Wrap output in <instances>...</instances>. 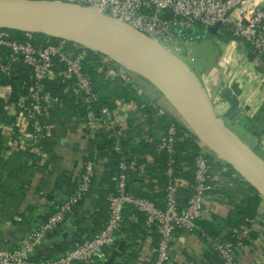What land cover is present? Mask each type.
Instances as JSON below:
<instances>
[{"label":"built area","instance_id":"1","mask_svg":"<svg viewBox=\"0 0 264 264\" xmlns=\"http://www.w3.org/2000/svg\"><path fill=\"white\" fill-rule=\"evenodd\" d=\"M50 1L91 7L100 14L117 19L139 30L177 56L183 52L184 44L191 41L192 34L199 28L208 32L211 28L220 25L219 32L225 30L227 37L220 67L224 68L226 63H231L233 55L241 51L240 54L244 60L255 66L251 77L252 82L259 87L264 86V0ZM27 36L30 38V35ZM249 52L255 55L253 61L248 58ZM87 56V49L76 44L72 45L71 51L65 41L59 43L47 41L44 45L36 46L30 40L16 39L11 31L0 30V98L2 89L6 85L11 87L13 79L29 75L28 80L22 81L21 86L26 93L21 98L28 103L29 120L36 124L41 123V119L47 116L48 108L59 103L58 99L51 98L46 84L61 78L63 82L68 83L64 94L72 97L75 106L87 113L83 119L89 130L88 138L94 140L96 135L102 131L109 133L114 138L113 151L118 156V172L113 177L114 190L108 197L109 218L102 231L82 243L75 244L55 258L36 260L32 256L45 235L67 221L91 190L96 176L97 162L87 160L83 162V170L74 192L33 234L25 247L0 252V264H96L104 262L108 258L107 250L116 244L118 235L124 229L125 210L128 207H133L145 214L146 231L150 236L158 237L157 246L153 251L156 260L152 264H170L172 249L179 232L199 233L208 247L217 253L223 264H241L239 252L247 247L245 242L251 237L253 220H248L246 225L233 229L230 241L214 237L198 226L203 219L205 205L213 196L214 182L219 180L214 175L212 161L208 157L212 155L214 160H217V157L200 144L201 152L195 159L194 184L189 185L177 178L175 175L177 165L175 146L178 141V129L175 123L169 127L157 147L158 153L165 152L168 155L165 171L168 182L163 204L157 200L139 198L129 193V166L121 147L122 132L119 119L116 110L101 105V94L94 89L90 77L84 70V61ZM103 60L110 68V76H120L126 82L132 83L138 94L148 96L147 91L142 90L143 81L111 60L105 57ZM213 80L215 82L212 86L204 82L203 85L214 96L212 103L217 116L224 117L229 104L222 98V94L235 82L228 81L223 76L221 80L218 78ZM148 97L152 100V97ZM241 100L250 108L247 116L251 118L253 116L251 104L242 97ZM155 105L159 108L160 115L168 112L186 128L185 137H193L191 130L166 102L161 101L159 106L156 103ZM129 106L136 108L135 103H130ZM230 128L236 130L239 127L236 125ZM40 137L41 135L36 134L34 139L40 140ZM259 150H261L260 146ZM260 156L264 158L262 154ZM185 187L191 188L193 194L187 206L182 209L179 198L181 189ZM262 204L264 211V199L259 207Z\"/></svg>","mask_w":264,"mask_h":264},{"label":"crops","instance_id":"2","mask_svg":"<svg viewBox=\"0 0 264 264\" xmlns=\"http://www.w3.org/2000/svg\"><path fill=\"white\" fill-rule=\"evenodd\" d=\"M194 33L191 41L185 43L183 48L185 57L195 63L192 70L195 73L199 71L202 77H198L202 82L209 83V86L215 82L213 79L221 80L222 76L228 81L240 83L243 91L242 99L251 104L253 115L256 117L264 107V86L259 87L252 82L251 77L255 66L244 60L240 51L233 55L231 63H226L224 68L220 67L227 37L218 38L217 43H214L217 46V53L211 56V61L208 56L205 59L204 57L200 60L196 59L194 54L201 48L197 45L193 46V44L199 43V39L204 37L200 36L204 35V31L198 30L195 36ZM209 37L217 38V35L209 34ZM224 60L226 61V59ZM108 75L110 76L109 73ZM22 76H24L22 81L30 78L29 75ZM142 90L147 91L146 93L152 97L151 101L154 104L159 106V103L163 101L149 84L143 83ZM25 93L21 85L17 89L6 85L1 91L0 252L25 247L33 234L74 192L77 180L83 170V162L87 160L97 162L96 176L89 194L75 208L74 214L67 221L45 235L41 244L35 248V252L32 254L36 260L40 258L52 259L63 254L75 244L96 236L103 230L109 218L108 197L114 189L113 177L109 178L111 169L106 163L117 168L114 175L118 172V164L117 158L111 156L102 158L99 151L91 150V141L93 140L88 138L89 130L84 119L77 114L67 118L63 117L61 120L63 126L59 129L58 136L52 133L57 125L53 122H51L53 125L49 124L50 110L55 106L62 107L60 101L48 108L47 116L41 119V123L31 122L27 113L28 103L21 98ZM130 103L134 102L116 100L115 103L114 109L119 119L122 135L127 132V123L136 113V108H131ZM158 115H160L159 110ZM136 117L137 123L141 124L144 120L143 116L137 112ZM147 122L146 120L141 124L144 129L143 138L148 132ZM260 126L262 132L255 131L258 136L255 140L260 146V154L264 156V121ZM36 134L41 135L40 140L34 139ZM49 137L52 140L57 139V145L52 153L41 146L42 142ZM141 138L136 139L135 143ZM196 143L200 145L197 140ZM146 157L147 164L153 165L155 154H148ZM107 160L112 161L108 162ZM215 161H218L222 172L228 171V165L219 158ZM134 167L133 163L131 168ZM140 168L139 176L143 183L138 182L135 187L141 192H148L149 182L152 181L156 184L157 179L154 178V174H149L145 170V166ZM214 175L220 181L219 174L214 173ZM234 179L237 187L248 188L249 185L246 182L248 186L240 182L241 177L240 181L237 176H234ZM159 186H155V190L149 191L148 194L161 203L165 187ZM232 201L233 199L229 200L222 195L213 194L205 205L202 221L213 222L215 219L226 218L233 209ZM262 207L263 204L258 208L256 218L251 219L253 220L251 237L246 241L247 247L239 252L241 264H264V211ZM127 218L128 224L118 235L116 244L107 250V260L96 264H152L155 262L156 255L153 251L157 246L158 237L150 236L147 231H145L146 234H141L136 225L138 219L128 216V212ZM227 233L228 231H225L222 238ZM177 238L172 249L170 264H208L205 256L210 248L199 233L179 232Z\"/></svg>","mask_w":264,"mask_h":264},{"label":"water","instance_id":"3","mask_svg":"<svg viewBox=\"0 0 264 264\" xmlns=\"http://www.w3.org/2000/svg\"><path fill=\"white\" fill-rule=\"evenodd\" d=\"M219 28L208 32L216 36ZM0 30L42 34L76 44L123 67L149 84L187 125L193 138L264 199V158L258 152L259 144L227 124L234 119L245 130L252 124L246 118L250 108L241 102L243 91L238 83L222 94L229 108L224 117L217 116L213 94L185 60L139 30L91 7L50 0H0ZM248 58L253 61L255 55L249 52Z\"/></svg>","mask_w":264,"mask_h":264},{"label":"trees","instance_id":"4","mask_svg":"<svg viewBox=\"0 0 264 264\" xmlns=\"http://www.w3.org/2000/svg\"><path fill=\"white\" fill-rule=\"evenodd\" d=\"M11 32L14 34L16 39L20 41L30 40L36 46L44 45L47 41H51L52 43L60 42V40L49 38L42 34L30 35V38H28L27 34L13 31ZM66 44L71 51L73 44L67 42ZM87 51L88 56L84 61V70L90 77L94 89L101 94V105L107 106L111 110H115L116 100H124L127 102L132 101L136 104V113L132 115L127 123L126 128L128 130L120 137L123 155L125 156L127 165L129 166V193L139 198L156 200L151 194H148V192L154 191L155 186L158 185H160L159 187L162 186V188H166L168 179L165 176V171L168 164V155L165 152L158 153L157 147L173 123L177 125L178 129V141L175 146V160L177 162L175 175L177 178L187 181L189 185H193L196 170L195 159L201 152V146L196 143V140L193 137L184 136V133L187 131L186 128L171 114L164 112L163 115H158V107L156 105L154 106V103L148 96L138 94L137 89L134 88L132 83L126 82L120 76H109L108 73L110 68L108 64L104 62L101 55L89 50ZM61 68L63 67L61 66ZM21 78H24V76L11 81V84L15 89H17L19 85H22ZM67 86L68 83L63 82L61 78L55 81H50L46 84L47 92H49L51 98L58 99L62 104V107L55 106L52 110H50L49 124L53 125V123H56L57 126L52 132L56 136H58L59 129L63 126V121H61L63 117L67 118L68 116L77 114V116L85 118L87 114L85 110L79 109L75 106V102L72 97H68L64 94ZM137 112L144 118L142 123L146 122V120L148 121V132H146V136L144 138V129L141 125L142 123L140 124L139 121V123H137ZM263 121L264 107L260 110L254 121L252 120V124H247L248 129L252 130L254 124H262ZM138 138L141 139H139L136 144L135 141L136 139L138 140ZM1 141L2 140H0V142ZM56 145L57 139L52 140L50 137L46 138V141H43L41 144L42 148L46 150L48 149L50 153L53 152ZM91 145V150L94 151L96 149L99 151V155L102 158H107L108 156L118 158L113 151L114 138H112L109 133H104V131L98 133L95 140L91 141ZM153 153L155 154V162L153 165H148L146 156ZM208 158L212 161L213 172L218 173L220 176V181L214 182L215 190L213 191V194L222 195L229 200L233 199V209L224 219H215L213 222L200 221L198 226H200L206 233L217 238H222L225 231H228L227 235L223 239L230 241L232 240L231 232L233 229L246 225L248 220L256 218L262 198L251 186H248L244 181H242L239 175L232 168L228 166V171L222 172L218 161H215L212 155H209ZM133 163L135 164V167L131 168ZM106 165L111 169L109 178L114 177L113 173L117 171V168L111 164L106 163ZM141 166H145V170H147L149 174H154V178L157 179L156 184L152 181L149 182L147 185L148 192H141L140 189L135 187L136 183H143V180L139 176ZM234 176H237L239 181L241 180L240 182H242V184L245 183L248 188L244 189L242 187H237ZM192 194L193 190L191 188L185 187L181 189L179 202L182 209L187 206ZM162 203L163 201H161V204ZM127 212L128 216H134L138 219V223L136 225L139 232L143 235L144 233L146 234V216L133 207H129L125 210L124 228L128 224ZM205 257L208 264H223V262L218 258L217 253H215L211 248L208 250Z\"/></svg>","mask_w":264,"mask_h":264},{"label":"rangeland","instance_id":"5","mask_svg":"<svg viewBox=\"0 0 264 264\" xmlns=\"http://www.w3.org/2000/svg\"><path fill=\"white\" fill-rule=\"evenodd\" d=\"M199 31H204V35H202V34L200 35V36H204V37L202 39L201 38L199 39L198 44H193V46L197 45L201 48V50L199 49L200 51L199 50L196 51L194 56L196 57V59H199V60L203 57L205 59V57L208 56L209 60L211 61L212 60L211 56L216 55V53H217L216 52L217 46H215V44L217 43V39L218 38L222 39V38L226 37L225 36L226 35L225 30L218 32L217 38L216 37H209V33L205 30H202L201 28H199ZM196 33H194V36ZM211 40H213V41H211ZM178 56L180 58L184 59L186 61V63L192 69H193V67H195V63L191 62L190 58L185 57L183 52L179 53ZM196 74H197V76L202 77L201 74L199 73V71H197ZM247 113H248V111H247ZM246 118L249 119L250 117L246 115ZM250 119L251 120L255 119V116L253 115ZM227 123L230 127H234L235 126L234 123H236L240 127V129L239 128L236 129L238 132H240L241 134H243L244 136H246L248 138H254V139H257V137H258V136H256L255 131L259 132V129L261 128L260 124H254L252 130H245L242 127V124L235 122L234 119L227 121Z\"/></svg>","mask_w":264,"mask_h":264},{"label":"flooded vegetation","instance_id":"6","mask_svg":"<svg viewBox=\"0 0 264 264\" xmlns=\"http://www.w3.org/2000/svg\"><path fill=\"white\" fill-rule=\"evenodd\" d=\"M234 125L236 126L237 124L236 123H234ZM238 126V125H237ZM239 127V126H238ZM239 129H240V127H239Z\"/></svg>","mask_w":264,"mask_h":264}]
</instances>
